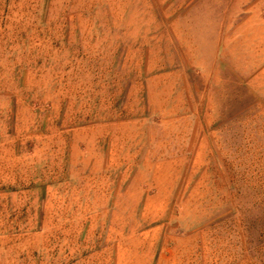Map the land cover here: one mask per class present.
Segmentation results:
<instances>
[{
    "label": "rangeland",
    "instance_id": "obj_1",
    "mask_svg": "<svg viewBox=\"0 0 264 264\" xmlns=\"http://www.w3.org/2000/svg\"><path fill=\"white\" fill-rule=\"evenodd\" d=\"M0 264H264V0H0Z\"/></svg>",
    "mask_w": 264,
    "mask_h": 264
}]
</instances>
